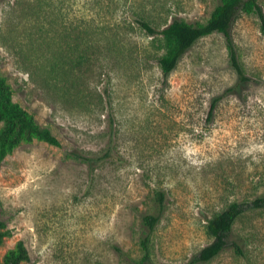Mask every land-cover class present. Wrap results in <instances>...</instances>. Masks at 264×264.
Instances as JSON below:
<instances>
[{"label": "rangeland", "instance_id": "1", "mask_svg": "<svg viewBox=\"0 0 264 264\" xmlns=\"http://www.w3.org/2000/svg\"><path fill=\"white\" fill-rule=\"evenodd\" d=\"M217 2L0 0V77L61 144L23 143L0 163V220L11 231L1 260L22 242L24 264L133 263L141 217L163 191L151 257L182 264L211 243L208 219L264 188L257 17L239 13L231 25L247 80L239 87L222 35L199 40L165 76L160 38L132 19L145 15L157 30L174 18L205 23ZM84 49L87 63L68 72ZM55 63L64 71L52 75ZM108 148L93 168L70 156L101 157ZM235 233L249 236L251 262L264 264V212L239 221ZM211 264L241 263L228 251Z\"/></svg>", "mask_w": 264, "mask_h": 264}, {"label": "trees", "instance_id": "2", "mask_svg": "<svg viewBox=\"0 0 264 264\" xmlns=\"http://www.w3.org/2000/svg\"><path fill=\"white\" fill-rule=\"evenodd\" d=\"M239 13L257 17L260 33L264 36V13L257 0H218L205 23H188L185 20L174 18L169 24L157 30L145 20V15H138L132 19L146 35L160 38L164 53L159 58L158 65L165 76L176 69L183 56L199 40L213 35H222L226 41L230 65L237 74L239 87V84L247 80L238 62L230 33L231 25ZM102 35L103 33H98V37ZM114 47L115 43L112 45V49ZM89 49L82 50L77 61L65 64V69H68L69 72L83 67L87 63L86 55L89 53ZM63 68L64 65L55 63L51 66L50 74L57 75L60 71H64ZM213 106L214 104H212L210 112L213 110ZM33 140L54 147L61 145L49 129L37 124L30 114L12 101L11 90L5 79L0 77V163L21 144L31 143ZM109 153L110 148L101 157L86 156L77 152L71 153L70 156L86 164L89 168H93L109 157ZM165 209V193L163 191L156 192L153 213L142 216L140 221L139 248L141 256L129 264H155L151 257V238ZM256 212H264V188L258 190V194L253 200L233 202L208 219L206 234L211 239V243L182 264H211L228 251L235 263L253 264L250 259L251 241L249 236L235 233V225L242 219L250 218ZM9 237H11V231L6 223L0 220V248ZM28 259V253L23 243L18 242L14 249L8 251L2 260L0 259V264H24Z\"/></svg>", "mask_w": 264, "mask_h": 264}]
</instances>
